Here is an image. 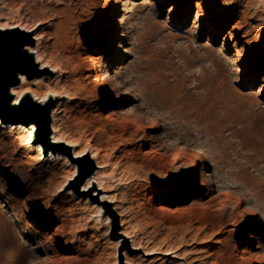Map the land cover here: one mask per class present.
<instances>
[{"label": "rangeland", "instance_id": "1", "mask_svg": "<svg viewBox=\"0 0 264 264\" xmlns=\"http://www.w3.org/2000/svg\"><path fill=\"white\" fill-rule=\"evenodd\" d=\"M126 2V54L105 67L122 100L113 93L107 103L101 75L90 72L87 59L102 41L96 21H105L103 38L108 32L109 0H1L0 24L7 27L0 32L8 29L23 43L34 34L41 39L37 69L30 57L15 59L35 77L29 82L37 81L31 87L39 95L57 93L40 122L47 125L58 103L51 125L61 138L56 143L52 132L46 164L19 147L23 124L12 132L0 127V264H238L249 244L241 240L245 231L255 248L242 264H259L264 84L253 85L264 61V0ZM65 7L72 18L53 10ZM204 15L219 28L205 25ZM121 33L119 24L118 44ZM245 51L251 70L240 80ZM39 103L27 106L41 115ZM78 151L83 155L74 156ZM201 159L204 188L181 192ZM95 173L103 174L92 181ZM2 179L10 184L2 187ZM248 205L259 219L252 228Z\"/></svg>", "mask_w": 264, "mask_h": 264}, {"label": "bare ground", "instance_id": "2", "mask_svg": "<svg viewBox=\"0 0 264 264\" xmlns=\"http://www.w3.org/2000/svg\"><path fill=\"white\" fill-rule=\"evenodd\" d=\"M157 1L160 2V0H157ZM168 1L175 2L176 0H168ZM109 3H110V12H109L110 14H109L108 32L106 33V35L102 39V41H100V43L93 50L92 55L87 59V64H88V68H89L90 72H95V71L97 72V70H98V72L101 75V86H100L101 92H102L104 99L107 103L110 102L111 96L113 93L116 94V98L118 101L122 100V97L120 95H117V93H116V91H117L116 87H119L118 81H115L116 87L114 85H111L108 83V78L106 76L105 67H106V61L115 60L119 56L126 54L124 51V48L121 47V44L124 43L126 40L125 39L126 38V28H125L126 17H125L124 12L127 10L126 0L125 1L124 0H109ZM160 3L162 4L163 2H160ZM0 5H1V0H0ZM192 6L198 12L194 17V23L200 24L201 20H202L201 15H200V12L202 11V4L199 3L198 1H196L193 3ZM53 10L57 14H60V15L62 14V17L64 19L72 18L71 13L69 12L70 10L68 11V8H66V7L65 8H54ZM190 10H191V8H189V7L185 9V11H187L188 13L191 12ZM119 11H121L120 22L118 21V17H117ZM203 18L205 21V25L211 24V26L213 28H215V29L219 28L220 24L213 23V18L211 16L204 15ZM119 24H120V27L122 29V33H121V37H120V43L118 44L117 42L119 41L118 40L119 39V37H118V35H119ZM37 26H39V25L37 24L36 27H34V28L32 27L33 29L31 28L30 30L35 31L37 29ZM14 28L20 29L19 26H14ZM232 29L237 30V29H239V26L235 25V26H233ZM66 31H69V30L66 29ZM0 33L4 34L6 36V37H2V38H5V39L14 38V37L8 35V34H11L10 31H8V29L1 31ZM33 36H34L33 38H31V36L28 37V39H26L25 43L21 42V40H20L19 44L17 45V50H18V53H20L22 57L32 58L33 66H35L37 69L38 65H39V59H37L36 57H38V50L41 46L39 41L41 39L39 40V37L36 34H34ZM242 38L245 39V37H242ZM244 43H246V41ZM29 49H31V51H29ZM35 54H36V57H35ZM261 64H264V61L261 62ZM42 66L46 67V65H44V63H42ZM259 67L261 68V65H259ZM86 70H88V69H86ZM21 75L24 76V80L19 79V77ZM32 78H35V77L33 76V77L29 78L22 71L16 70L14 72L12 81L6 83L5 88L3 90V96L7 99V108L13 109L14 111L15 110H19V111L21 110L22 113L17 115V116H8L4 120L2 118V115L0 112V127H3L5 129H7L8 131L12 132V131L16 130L15 126L19 125V123H21V125L23 124L26 127V130H24L25 135L23 136L22 142L19 144V147L26 149L28 154L35 155L36 159H38L39 162L47 164L49 162V159L51 158V156L49 154L45 153V148H46L47 144L50 142V137H51L52 132L54 134L53 140L55 142L57 140H59L58 138H61L58 134L59 132L56 129L55 123H54V125L53 124L51 125L53 112L56 113V107H58L57 105H59V104L56 103L55 106L50 109V111L48 113V123L46 125L44 137H43L42 141L39 140V138H37V136H36L35 130L37 128H39V126H40L41 116H43V113L46 112L51 105V104H49V101L53 100L55 96L52 95L53 92H50V91L46 92L45 93L46 95L45 94L39 95V93L37 92L38 87H35V88L31 87L32 82H37V81L29 82ZM36 78L39 79L40 76H37ZM12 89H16L18 92H22L24 89H29L30 91L24 92L22 95L23 97L18 101V103L14 104V103H12V100H14V95H16V94L12 91ZM30 94L34 97V99L30 96ZM41 96H43V97L47 96L46 101H45V99L43 101H41L39 99V97H41ZM17 97L19 98L20 96H17ZM33 100L40 101L39 106L41 108L40 109V111H41L40 113H42L41 115L38 114L39 112L32 111L28 108L27 104L29 102H33ZM119 104H120V102H117L115 104L116 105L115 109L120 108ZM51 110L53 112H51ZM24 111H29L33 115L32 120L25 118ZM115 114H116L115 110H112L109 118H112ZM22 115H24V116H22ZM132 123L136 124L134 121H132ZM50 125H51V128H50ZM29 133H31V135H29ZM54 136L56 139H54ZM146 141H147V139L145 138V136L142 137V142L146 143ZM149 141L151 143L154 142L151 138H149ZM68 143L69 142L66 141V144H68ZM95 155H96V153H95ZM95 155H92V156L95 157ZM74 156H76V155H74ZM97 162L99 163V165L97 164V166H102L101 165L102 162H99V161H97ZM200 164H201V167H200L199 174L194 169L191 177L181 185V187H180L181 192H185L189 188L193 189V188L197 187L198 185H200V187L202 189L204 188L203 183L205 180H204V172L203 171L205 168V163L202 159L200 160ZM159 165H161V164H159ZM101 174H103V173H95V175L92 176V179H93L92 181H94V179H95V181L99 180V175H101ZM9 184H10V181L8 179H2L1 180V186L2 187H7ZM88 184H89V181H86V186ZM101 187H102L101 184L98 185V187H97L98 192H101V191H99ZM206 195H207V192H206ZM111 198H108L109 200H107V201H109V202L112 201L113 198L112 199ZM235 202L238 204L239 200L236 198ZM248 216H249L248 221L250 224L249 225L250 228H252L253 226H255L256 224L259 223V219L257 217V213H256L255 208L252 206H249V205H248ZM121 234L125 235V233H121ZM247 239L249 240V244H248L247 248H244L242 250L243 254L237 260L238 264H242L249 257L250 258L253 257V255L251 253H249V250H253L255 248L254 247L255 237H253L252 235H250V233L245 231L243 233V235L241 236V240L243 242ZM132 243H133V241H132ZM168 252L173 254L172 251H168ZM7 258H10V256ZM257 258L260 261L259 264H264V257H261L259 255V256H257Z\"/></svg>", "mask_w": 264, "mask_h": 264}, {"label": "water", "instance_id": "3", "mask_svg": "<svg viewBox=\"0 0 264 264\" xmlns=\"http://www.w3.org/2000/svg\"><path fill=\"white\" fill-rule=\"evenodd\" d=\"M20 40L13 41V38L5 39L0 37V112L5 120L8 116H17L22 113L20 110L7 108V99L3 96V90L6 83L11 82L16 70H23V66L16 62L17 57L21 56L18 53L17 45ZM31 115V113H30ZM26 115V116H30ZM45 115V114H44ZM46 130V121L43 124L40 122L41 136H44Z\"/></svg>", "mask_w": 264, "mask_h": 264}, {"label": "snow or ice", "instance_id": "4", "mask_svg": "<svg viewBox=\"0 0 264 264\" xmlns=\"http://www.w3.org/2000/svg\"><path fill=\"white\" fill-rule=\"evenodd\" d=\"M97 27H98V31L100 33V39H103V33H104V28H105V21L103 18H101L99 21H96ZM7 27V25L4 24H0V28H4ZM29 51H31V49H29ZM37 59H39V57H37ZM251 70V65H250V57H249V53L247 51H245V53L243 54V56L241 57L240 60V68H239V79L240 80H244L250 73ZM264 76V64L261 65V70L258 74V78L256 80V84L253 85V87H256L257 85L260 84H264V80L260 79L259 77ZM20 80H24V76H20L19 77ZM12 91L17 95V96H22L24 92H28L30 91L29 89H24L22 92H18L16 89H12ZM261 92L264 93V88H261ZM57 93H52V95H56ZM39 99L41 101H43L45 99V97L41 96L39 97ZM12 103H18L17 100H12ZM29 135H31V133H29ZM76 156H81L83 155L82 152H75L74 153ZM92 155H95V153H93ZM67 162V161H66ZM76 173L75 171H73V173L71 174L72 176H74ZM66 179H71V176L66 177ZM89 183H91V181H89ZM104 197H101V199H103ZM34 214L36 215V217L38 219H43L46 215L45 210L43 207H41L39 204H37L34 209Z\"/></svg>", "mask_w": 264, "mask_h": 264}]
</instances>
